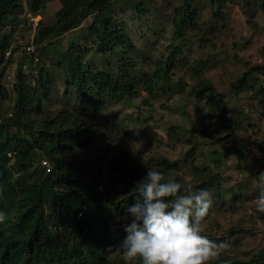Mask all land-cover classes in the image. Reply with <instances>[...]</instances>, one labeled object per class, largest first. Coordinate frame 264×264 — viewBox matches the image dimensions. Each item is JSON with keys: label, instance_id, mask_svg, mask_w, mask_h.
Wrapping results in <instances>:
<instances>
[{"label": "rangeland", "instance_id": "obj_1", "mask_svg": "<svg viewBox=\"0 0 264 264\" xmlns=\"http://www.w3.org/2000/svg\"><path fill=\"white\" fill-rule=\"evenodd\" d=\"M128 1L131 0H119L115 16L126 22L135 45L129 57L135 65L137 90L120 102L106 97L83 116L93 126L94 142L79 153H67L65 164L72 166L73 172H93L104 180L113 158L121 151L130 150L139 153L145 162L157 159L176 162L179 174L191 180L192 173L184 157L194 145L195 165L210 167L223 179L222 187L211 192L213 203L203 222V234L216 242L230 244L220 259L249 261L264 248V214L257 212L254 204L264 192V108L258 103L264 78L256 76L245 84L240 81L248 67L262 63L264 14L261 4L249 7L245 0H225L224 22L220 24L212 19L215 4L201 1L195 5L200 13L197 28L188 29L184 37L178 39L169 22L176 2L133 0L148 9L141 14L122 6ZM59 8V1L50 2L38 15L41 24L35 29L28 17L34 14L26 11L16 23H7L2 34L10 35L12 44L18 39L27 42L30 37L35 42L39 31L54 24ZM91 21V17L87 18L79 29L59 38L49 36L35 42L40 56L38 63L23 55L18 46L12 48L10 54L0 55V85L10 90L18 71L36 80L44 70L52 83V96L46 109L55 112L68 108L75 112L74 91L64 85L65 71L59 65L67 49L77 53L94 72L108 71L115 75L118 72L116 58L111 53L94 50L80 54V50L92 45V40L86 39ZM181 39H187L188 43H182ZM164 73L169 81L162 90L153 94L144 91L143 81ZM201 78L215 87L217 99L214 102L192 94L191 87ZM13 105L11 93L10 100L0 102L1 112L9 114ZM231 148L239 149L242 158L225 156L224 150ZM41 159L44 156L41 155ZM48 162L52 168L53 164ZM125 214L109 217L114 250L126 235L123 224L127 221L122 219ZM114 253L109 259L124 261L121 254ZM131 264H138L137 260Z\"/></svg>", "mask_w": 264, "mask_h": 264}, {"label": "trees", "instance_id": "obj_2", "mask_svg": "<svg viewBox=\"0 0 264 264\" xmlns=\"http://www.w3.org/2000/svg\"><path fill=\"white\" fill-rule=\"evenodd\" d=\"M52 1L55 0H0V55L5 54L10 45V35L2 34L5 25L16 23L26 11L41 15ZM57 1L60 8L55 13L54 24L39 31L35 42L75 31L91 17L86 39H91L92 45L79 49L80 54L94 50L111 53L116 58L118 72L116 75L108 71L94 72L77 53L67 49L59 65L65 71L64 85L74 91L76 113L68 108L55 112L46 109L52 96V83L44 70L36 80L18 71L10 90L0 85V102L10 100L11 93L14 95L9 114L5 115L0 108V213L5 216L0 222V264H125L119 258L109 259L115 254L109 217L127 212L137 195L135 185L145 177L147 169L154 168L185 186L206 189L210 193L222 187L223 179L210 167L195 165L196 150L191 144L184 157L192 173L191 180L179 174L176 162L167 159L145 162L139 153L130 150L121 151L113 158L104 180L93 172H73L72 166L65 164L67 153H79L94 142L93 126L83 116L106 97L120 102L131 96L137 90V77L129 57L135 45L126 22L115 16L119 0ZM171 1L177 5L172 8L169 22L178 39L184 37L188 29L197 28L200 13L195 5L201 1L214 3L212 19L216 23L224 22L225 0ZM257 3L261 4L264 14V0H245L249 7ZM122 6L141 14L148 12L141 2L133 0ZM181 42L187 44L188 40L181 39ZM38 57L40 60L39 54ZM256 76L264 78V47L262 63L248 67L240 82L245 84ZM168 81L166 73L157 74L143 81L142 86L145 92L153 94L162 90ZM191 91L201 100L214 102L217 99L216 89L207 79H198ZM258 103L264 108L263 88L258 93ZM224 154L237 159L243 155L235 148L225 149ZM41 155L53 164L49 173L41 167ZM224 261L264 264V248L249 261L220 259L213 264ZM137 263L141 264L139 260Z\"/></svg>", "mask_w": 264, "mask_h": 264}, {"label": "clouds", "instance_id": "obj_3", "mask_svg": "<svg viewBox=\"0 0 264 264\" xmlns=\"http://www.w3.org/2000/svg\"><path fill=\"white\" fill-rule=\"evenodd\" d=\"M135 190V200L122 217L126 235L114 250L125 264H213L230 248L228 242L203 234L213 203L208 190H194L154 168L147 169ZM254 204L264 214V192ZM4 219L0 213V222Z\"/></svg>", "mask_w": 264, "mask_h": 264}, {"label": "built area", "instance_id": "obj_4", "mask_svg": "<svg viewBox=\"0 0 264 264\" xmlns=\"http://www.w3.org/2000/svg\"><path fill=\"white\" fill-rule=\"evenodd\" d=\"M29 17V22L32 27V29H35L36 27L39 26L40 23V17L37 15H28ZM19 47L20 51L23 55H25L27 58H30L34 63L39 62V57L36 52V46L34 44L33 39L30 37L29 41H22V40H17L16 42L10 43L7 51L5 52L6 54H10L12 48L14 47ZM41 167L45 170L46 173H49L51 170L50 164L47 159H42L41 160Z\"/></svg>", "mask_w": 264, "mask_h": 264}]
</instances>
